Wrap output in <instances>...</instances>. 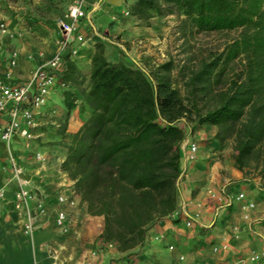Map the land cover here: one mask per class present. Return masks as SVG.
Returning a JSON list of instances; mask_svg holds the SVG:
<instances>
[{
  "label": "trees",
  "instance_id": "obj_1",
  "mask_svg": "<svg viewBox=\"0 0 264 264\" xmlns=\"http://www.w3.org/2000/svg\"><path fill=\"white\" fill-rule=\"evenodd\" d=\"M127 10L146 27L178 14L196 33L233 35L186 64L147 69L108 61L96 43L81 91L75 61L64 56L59 167L87 213L103 217L100 238L119 252L142 245L147 227L175 211L179 146L203 126L215 128L218 144L231 141L236 170L264 184V0H133ZM77 94L87 119L68 135Z\"/></svg>",
  "mask_w": 264,
  "mask_h": 264
},
{
  "label": "crops",
  "instance_id": "obj_2",
  "mask_svg": "<svg viewBox=\"0 0 264 264\" xmlns=\"http://www.w3.org/2000/svg\"><path fill=\"white\" fill-rule=\"evenodd\" d=\"M128 5L129 0H83V10L88 18L81 21L79 32L86 40L74 57L77 64L86 63L89 70L96 43L105 46L106 57V44H113L107 38L108 34H120L123 38L131 32V22L116 19ZM3 20L0 22L4 23ZM6 26L8 29V24ZM93 28L103 39H91ZM49 34L43 39L47 40V45L42 47L29 42L28 35L24 36L26 41L19 42L13 67L9 64L11 50H8V43L1 41L0 81L5 85L25 82L38 65L55 55L58 45L55 49L53 40L57 30ZM86 119L87 113L78 115L75 111L69 118L66 134L77 132ZM6 120L5 115H0V125ZM39 124L38 121L33 137L28 141L31 145ZM214 133V127L203 126L188 136L198 149L195 161L188 162L181 157L175 211L152 222L147 227L145 242L129 252H119L114 241L100 238L103 217L87 213L85 203L73 192L72 181L60 170L64 151L52 152L45 148L43 155L46 157L40 163L35 160L34 153H40L41 148L30 152L31 149L23 147L25 141L18 137H13L9 144L0 140V188L4 190L0 199V264H213L252 247L264 252V184L252 170H236L228 158L221 163L220 157H226V151L224 143L218 144L213 139ZM9 152L22 167L24 177L30 180L29 188L35 195L19 209L15 208L17 182L11 176L7 161ZM61 192L73 193L74 207L57 204L56 197ZM239 193L244 195L245 201L255 204L249 221L244 223L240 218L241 203L230 199ZM60 209L66 213V234L54 225L56 212ZM189 219L193 221L192 228L185 227ZM25 224L33 226L30 234L23 232ZM235 224L241 225L243 230L238 240L233 239L230 232ZM168 245H173V252L168 251ZM224 245L228 249L224 250ZM215 248L217 251L214 252ZM178 255H183L185 260L179 263Z\"/></svg>",
  "mask_w": 264,
  "mask_h": 264
},
{
  "label": "rangeland",
  "instance_id": "obj_3",
  "mask_svg": "<svg viewBox=\"0 0 264 264\" xmlns=\"http://www.w3.org/2000/svg\"><path fill=\"white\" fill-rule=\"evenodd\" d=\"M73 1L76 0H0V19H4V23L8 24L6 33L0 32V43L1 41L8 43V50H11V53H16L17 57L16 48L20 41L25 40L24 36L28 35L30 38L29 42L38 47H42L47 45L45 43L47 40L43 41V39L49 36L52 30H57V37L53 40L54 48L56 49L60 39L59 31L56 26L57 22L61 17L65 16L67 7ZM132 3L133 0H129V5ZM119 15L120 16H117L116 19L122 20V22H131V32L133 34L131 35V32H129L123 38L120 34H108L107 38H109L113 44H106L108 48L106 52L107 60L110 62L123 61V63L129 66L131 65V61H136L146 69L153 65L163 63L168 59H172L177 66L186 64L189 58L195 59L202 53L221 47L222 44L233 35V33H196L191 29L189 23L185 21V18L178 14L154 17L149 21V28L138 20L125 18L121 14ZM105 27L106 25L104 29ZM131 38L134 39L131 40ZM114 43L122 45L124 51L119 50ZM103 48H105L104 45ZM69 58L74 60L73 56ZM74 61L76 70L78 71V74H76L77 82L74 86L81 91L85 88L89 70L86 63L79 65L77 64V60ZM173 73L176 76V72L174 71ZM176 85L179 87L181 86L180 82L178 84L176 83ZM80 103L81 101L78 95L76 98L77 109H75L71 115L75 111L78 115L83 114V111L80 110ZM63 114L64 108L62 99L57 89L56 92L52 93L48 106L44 108L43 113L40 114L38 118L40 124L36 130V136L32 140V145L28 143L29 145L23 146L24 149H31L29 150L31 152L32 149L41 148L42 151L39 153L41 155L46 151L45 148L49 151H64L59 146L61 137L57 134V129ZM223 148L226 151V157H220L221 163L223 164L225 158H228L233 166L231 160V141H225ZM35 154L36 152L34 156ZM44 155L43 157H46ZM10 158H13V156L9 152L7 161H9ZM9 165L11 168L10 161ZM245 192L246 194L250 193L248 189H246ZM230 199L233 200L234 196H231ZM242 215L241 212L240 218L244 223L246 221L242 219ZM242 231L241 225L238 224L232 225L230 228L231 236L235 240L239 239L240 235L243 233ZM223 249L226 250L228 247L224 245ZM253 254L258 255L260 260L264 262V252L257 247H252L247 251H237L228 258H225L224 261L230 264H246L249 257Z\"/></svg>",
  "mask_w": 264,
  "mask_h": 264
},
{
  "label": "built area",
  "instance_id": "obj_4",
  "mask_svg": "<svg viewBox=\"0 0 264 264\" xmlns=\"http://www.w3.org/2000/svg\"><path fill=\"white\" fill-rule=\"evenodd\" d=\"M123 17H129L127 9H124L121 13ZM88 18V15L83 10V1H73L66 10L63 19L57 22V29L59 31L58 51L45 63H41L36 67L31 77L22 83L14 85H5L0 81V115H5L7 120L4 125H0V140L9 144L13 137H18L25 141L28 145L33 137V130L38 124V117L41 114V110L46 106L50 97L57 88L64 87V84L59 80L60 75L64 69L65 59L64 56L75 57L78 53L79 48L85 43V38L79 32V26L81 21ZM114 20V18L112 19ZM7 26L5 23L0 22V32L6 33ZM91 39L101 40L103 37L101 34L92 29ZM90 39V40H91ZM119 50L124 51L122 45L114 44ZM16 53H11L10 66L15 65ZM139 67L145 69L138 62L133 61ZM180 151L182 157L188 162L195 161L197 154V144L188 140V137L181 142ZM35 160L43 163L45 158L43 155L36 153L34 156ZM11 164V176L12 179L17 182V189L14 193L15 208L19 209L21 206H26L27 201L32 200L35 195L29 188L30 180L25 178L23 175V169L18 165L13 158L9 159ZM4 196V190L0 188V199ZM235 201L241 203L240 210L242 212V219L246 222L249 221V214L255 208L253 202L245 201L242 193L237 194L234 197ZM57 204L68 207L75 206V200L73 193H59L56 197ZM41 208V205H37ZM197 217V216H196ZM54 225L59 232L66 234L68 233V226L66 224V213L60 209L56 212L54 218ZM186 228L193 227V221L191 219L185 222ZM33 230V226L25 224L23 232L30 234ZM158 239V238H156ZM169 252L174 251L173 245H168ZM214 252L217 251L215 248ZM185 257L178 255L177 261L183 262ZM213 264H230L227 261L219 260ZM246 264H264L260 260V257L253 254L249 257Z\"/></svg>",
  "mask_w": 264,
  "mask_h": 264
}]
</instances>
